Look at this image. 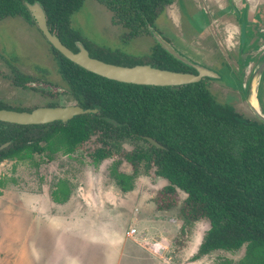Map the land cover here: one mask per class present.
I'll return each mask as SVG.
<instances>
[{
  "label": "trees",
  "instance_id": "16d2710c",
  "mask_svg": "<svg viewBox=\"0 0 264 264\" xmlns=\"http://www.w3.org/2000/svg\"><path fill=\"white\" fill-rule=\"evenodd\" d=\"M25 1L42 5L49 29L73 52L81 42L91 57L107 63L194 73L159 44L134 56L86 40L72 25V15L86 0H0V21L21 17L34 24ZM97 1L112 12L113 23L124 29L122 37L129 41L150 36V28L175 0ZM52 53L68 94L80 107L99 112L44 125L0 122V148L10 143L0 149V163L8 157L38 167L41 156L51 162L58 154L72 156L92 142L95 165L115 159L110 177L122 192L133 190L144 168L168 182L154 198L157 211L176 208L178 191L185 193L179 219L187 226L197 222L210 226L194 259L245 248L237 264H264V123L244 120L233 105L218 102L207 79L180 87L125 84L84 70L53 47ZM4 77L15 87L42 91L27 86L36 81L31 76ZM0 109L30 112L1 100ZM148 137L162 148L150 144ZM126 144L133 149L126 150ZM51 196L55 203H66L71 197L68 183L59 181Z\"/></svg>",
  "mask_w": 264,
  "mask_h": 264
},
{
  "label": "rangeland",
  "instance_id": "374dc122",
  "mask_svg": "<svg viewBox=\"0 0 264 264\" xmlns=\"http://www.w3.org/2000/svg\"><path fill=\"white\" fill-rule=\"evenodd\" d=\"M230 4V0H175L155 27L181 54L218 74L220 79L207 80L211 93L253 122L258 119L248 103L249 88L264 51L249 52L243 61L238 45L241 23ZM72 25L91 43L134 56L148 53L156 44L149 35L124 40V29L113 23L112 12L97 0H86L72 15ZM231 45L239 53L232 52ZM263 73L257 98L264 113ZM4 74L32 76L38 86L60 96L15 87ZM68 90L51 46L36 25L21 17L0 21V100L27 110L51 103L75 105ZM93 146L83 144L72 156L58 154L51 162L41 156L38 167L3 158L0 264H237L244 256L241 248L194 259L210 226L206 222L187 226L179 219L185 193L178 191L176 208L157 211L154 198L168 182L143 168L133 190L124 193L110 177L115 159L95 165L90 156ZM124 148L131 151L133 145ZM59 181H66L71 189L64 204L51 196ZM131 228L137 229L133 237L128 236ZM156 242L167 247L165 257L152 252Z\"/></svg>",
  "mask_w": 264,
  "mask_h": 264
},
{
  "label": "water",
  "instance_id": "95a60500",
  "mask_svg": "<svg viewBox=\"0 0 264 264\" xmlns=\"http://www.w3.org/2000/svg\"><path fill=\"white\" fill-rule=\"evenodd\" d=\"M233 11L236 16L240 19V13L238 9L233 5ZM24 6L27 9L31 19L35 25L40 30L44 38L50 43V45L61 53L66 59L73 62L77 66L83 68L84 70L96 74L98 76L107 78L109 80L117 81L125 84H134L142 86H155V87H180L189 84H195L201 82L203 79H220V76L214 71L195 64L189 60L186 56L176 51L171 45H162L168 52L174 55L175 58L179 59L183 64L190 65L194 68V73H182L173 72L168 70L158 69L151 65H136V66H122L107 63L105 61L93 58L90 56L89 52L79 45L78 51L73 52L67 46H65L60 40L58 35L51 32L47 25V17L39 2L29 3L24 2ZM247 39V29L246 21H242L241 24V37H240V52L243 54L244 48L246 46ZM264 71V59L261 63L255 67L254 76L251 79L249 88V98L248 103L253 110L255 116L259 121L264 123V113L259 108L258 98H257V88L260 80V76ZM30 88H35V83H30L28 85ZM39 88H43L40 84ZM254 95L256 100L257 109L251 104V96ZM99 111L97 109H84L79 105L71 106H56V107H38L30 112L27 111H14L7 109H0V122L8 124L17 125H44L50 124L57 121L67 122L79 115L85 114H97ZM147 141L157 148H162V146L156 142L154 139L148 137ZM10 143L3 145L0 149H4L9 146Z\"/></svg>",
  "mask_w": 264,
  "mask_h": 264
},
{
  "label": "crops",
  "instance_id": "0c3cea01",
  "mask_svg": "<svg viewBox=\"0 0 264 264\" xmlns=\"http://www.w3.org/2000/svg\"><path fill=\"white\" fill-rule=\"evenodd\" d=\"M235 3L248 13L247 53L256 50L264 51V0H237ZM234 50L238 52V47ZM252 66L253 64L250 66V73Z\"/></svg>",
  "mask_w": 264,
  "mask_h": 264
},
{
  "label": "flooded vegetation",
  "instance_id": "af4514ba",
  "mask_svg": "<svg viewBox=\"0 0 264 264\" xmlns=\"http://www.w3.org/2000/svg\"><path fill=\"white\" fill-rule=\"evenodd\" d=\"M231 3V2H230ZM232 3H233V5L238 9V11H239V13H240V19L237 17V19L239 20V22L242 24V21H246V29H247V39H246V46H245V48H244V52H243V54L241 55L242 56V59H243V61L244 60H247V52H248V50H247V40H248V13L247 12H244L242 9H240L238 6H237V4L232 0ZM231 5V9H232V12L235 14V12L233 11V8H232V4H230ZM43 8V7H42ZM44 10V9H43ZM45 12V11H44ZM236 15V14H235ZM30 16V15H29ZM47 17V16H46ZM31 18V17H30ZM32 20V19H31ZM33 21V20H32ZM34 23V22H33ZM34 25H35V23H34ZM47 25H48V23H47ZM37 27V26H36ZM38 28V27H37ZM49 28V27H48ZM39 30V29H38ZM40 31V30H39ZM41 33V32H40ZM42 35V34H41ZM56 35V34H55ZM150 36H153L154 37V39L156 40V44H159V45H171L172 47H174L172 44H171V42L169 41V40H167L166 38H164L163 36H162V34L159 32V30L157 29V28H155V27H152V28H150ZM44 37V36H43ZM61 40V39H60ZM233 41V40H232ZM231 41V42H232ZM48 42V41H47ZM49 43V42H48ZM50 44V43H49ZM79 45L80 46H83L84 48H85V46L81 43V42H77L76 43V47H77V51H78V48H79ZM237 45V44H236ZM235 45V46H236ZM238 45H239V50H240V40H239V42H238ZM51 46V45H50ZM235 46H233L232 47V45H231V50H234L235 48ZM51 49H52V46H51ZM86 49V48H85ZM174 49L176 50V51H178L175 47H174ZM88 51V50H87ZM89 52V51H88ZM233 52V51H232ZM256 52H261V51H259V50H256V51H254V53H256ZM263 52V51H262ZM170 53V52H169ZM239 53V52H238ZM90 54V53H89ZM171 54V53H170ZM173 55V54H172ZM174 56V55H173ZM262 58H261V61L264 59V54L261 56ZM239 58H241V57H239ZM239 58L237 59V62H239ZM190 61H192L191 59H189ZM193 62V61H192ZM194 63V62H193ZM196 64V63H195ZM192 70H194V68L193 67H191L190 65H188ZM248 66V65H247ZM246 66V68H248ZM253 68H254V66H253ZM191 73H193V72H191ZM196 72H195V70H194V74H195ZM264 74V73H263ZM4 76H7L6 74H4ZM27 76H29V75H27ZM32 77V76H31ZM207 79V78H206ZM207 80H211V79H207ZM30 83H35L36 84V87L35 88H39V86H38V83H39V81L38 82H30ZM30 83H28L27 84V86L30 84ZM29 87V86H28ZM30 88V87H29ZM40 90H42L41 92L43 93V92H49V93H55V95H56V97H59L60 96V94H57L54 90H50V89H47L46 87H44L43 86V88H39ZM52 89V88H51ZM44 95V94H43ZM53 97V96H52ZM56 97H53V98H56ZM52 104V103H51ZM49 105H47V107H48ZM58 106H61V105H58ZM34 109H36V107L34 108ZM33 109V110H34ZM30 111H32V110H30Z\"/></svg>",
  "mask_w": 264,
  "mask_h": 264
},
{
  "label": "built area",
  "instance_id": "2783aa9c",
  "mask_svg": "<svg viewBox=\"0 0 264 264\" xmlns=\"http://www.w3.org/2000/svg\"><path fill=\"white\" fill-rule=\"evenodd\" d=\"M137 234L136 228H131V230L128 232V236L133 237ZM151 250L154 254H156L159 257H165L167 254V247L162 245L159 242H156L153 246H151Z\"/></svg>",
  "mask_w": 264,
  "mask_h": 264
},
{
  "label": "bare ground",
  "instance_id": "6f19581e",
  "mask_svg": "<svg viewBox=\"0 0 264 264\" xmlns=\"http://www.w3.org/2000/svg\"><path fill=\"white\" fill-rule=\"evenodd\" d=\"M251 104L257 109V106H256V100L254 98V95L251 96Z\"/></svg>",
  "mask_w": 264,
  "mask_h": 264
}]
</instances>
